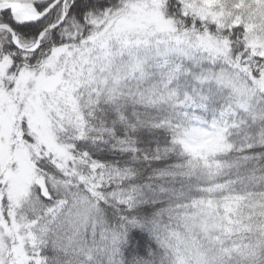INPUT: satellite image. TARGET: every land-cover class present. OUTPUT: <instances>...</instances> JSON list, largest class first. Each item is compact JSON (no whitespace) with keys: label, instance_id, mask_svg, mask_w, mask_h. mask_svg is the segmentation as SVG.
I'll use <instances>...</instances> for the list:
<instances>
[{"label":"snow or ice","instance_id":"1","mask_svg":"<svg viewBox=\"0 0 264 264\" xmlns=\"http://www.w3.org/2000/svg\"><path fill=\"white\" fill-rule=\"evenodd\" d=\"M0 264H264V0H0Z\"/></svg>","mask_w":264,"mask_h":264}]
</instances>
